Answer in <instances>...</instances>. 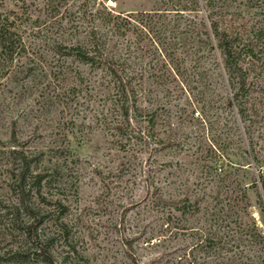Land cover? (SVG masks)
<instances>
[{"label": "rangeland", "instance_id": "rangeland-1", "mask_svg": "<svg viewBox=\"0 0 264 264\" xmlns=\"http://www.w3.org/2000/svg\"><path fill=\"white\" fill-rule=\"evenodd\" d=\"M164 1L107 5L125 16ZM222 2L215 18L244 49L234 75L204 0L197 15H158L153 31L122 19L101 31L154 119L144 144L100 122L102 72L75 63L86 83L74 96L55 89L44 1L0 0L15 23L11 55L0 52V264H48L11 219L13 148L44 152L50 203L38 234L56 264H264V241L242 232L256 224L264 235V0ZM185 202L199 211L177 210Z\"/></svg>", "mask_w": 264, "mask_h": 264}, {"label": "trees", "instance_id": "trees-1", "mask_svg": "<svg viewBox=\"0 0 264 264\" xmlns=\"http://www.w3.org/2000/svg\"><path fill=\"white\" fill-rule=\"evenodd\" d=\"M43 1L48 18L43 21L42 25L49 33L48 51L53 60L47 76L55 83V89L60 88L74 96L84 82L86 83L83 74L74 67L75 63L88 66L91 71L102 72V80L106 86L103 84L101 86L108 91L103 97L104 104L100 122L120 139H126L128 142L133 139H145L144 144H148L151 136L143 132L142 124L144 121L147 122L149 130L152 131L154 119L152 117L144 119L140 110L142 89L132 77L125 74L124 64L106 53V41L101 31L116 28L118 19L126 21L129 25L153 31L158 25L159 20L156 19L158 15L162 13L178 16L191 15V13L197 15L200 13L199 8L202 7L201 0H186L185 3L184 0H165L164 9L135 11L125 16L116 14L112 8L108 7L109 1L116 3L117 0ZM204 1V7L208 12L210 32L216 39L217 47L224 57L229 74L242 72L241 56L244 54V49L223 21L215 18L219 2L222 4L224 2L222 0ZM8 21V18H2L0 15V52L3 55L9 53L11 55L15 43L12 30L15 28V23ZM53 31L57 36H50ZM66 34L72 36L71 41L82 37L81 41L77 44L67 43L62 39ZM87 84L90 86L89 81ZM243 88L245 85L242 86ZM10 155L13 161L12 179L16 199L10 206L11 219L19 229L23 230L25 237L32 245L37 246L39 254L45 257V261L48 264H56L48 252L47 245L38 234L47 214L44 205L47 206L50 203L42 193L43 185L50 177L49 170L40 166L44 161V152L13 148ZM261 186L264 191V178H262ZM157 189L154 188L153 195L157 194ZM56 204L61 218L66 213V207L60 202ZM191 208L192 214L199 211L197 207H190L187 202L177 210L187 213ZM22 214L26 218H22ZM244 231L249 233L248 237L264 241V235L256 224H253L251 229L242 230Z\"/></svg>", "mask_w": 264, "mask_h": 264}, {"label": "bare ground", "instance_id": "bare-ground-1", "mask_svg": "<svg viewBox=\"0 0 264 264\" xmlns=\"http://www.w3.org/2000/svg\"><path fill=\"white\" fill-rule=\"evenodd\" d=\"M113 3V2H112Z\"/></svg>", "mask_w": 264, "mask_h": 264}]
</instances>
